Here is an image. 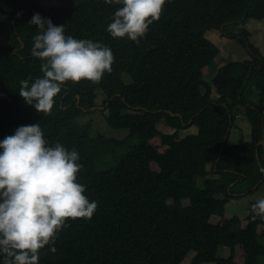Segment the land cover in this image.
<instances>
[{"label": "trees", "instance_id": "16d2710c", "mask_svg": "<svg viewBox=\"0 0 264 264\" xmlns=\"http://www.w3.org/2000/svg\"><path fill=\"white\" fill-rule=\"evenodd\" d=\"M41 1L0 0V33H11L0 46V140L16 128L5 106L24 125L38 123L50 146L77 151L82 167L76 180L97 206L90 218H66L55 235L56 251L39 249L38 264H182L189 252L195 254L190 264H235L236 248L242 264H264V217L250 208L255 202L248 204L244 228L225 219L228 203L264 185L258 170L264 166L263 117L243 98L252 78L264 82V57L244 28L227 32L239 22L264 20V0H165L136 42L105 31L121 6L117 0ZM33 13L63 24L66 36L107 46L113 56L111 71L98 82L66 81L48 113H37L17 93L20 80L42 75L41 61L30 54ZM210 31L236 40L250 58L218 68L211 85L203 70L219 50L205 37ZM98 94L109 114H136L117 123L126 131L122 139L93 136V120H82L93 114ZM242 105L250 140L228 145V131L236 127L233 107ZM160 126L178 137L162 152L151 145L156 137L163 142ZM190 128L196 133L178 136ZM148 181L153 185L145 186ZM214 216L217 224L210 223ZM217 247L228 248L229 257L217 259Z\"/></svg>", "mask_w": 264, "mask_h": 264}, {"label": "clouds", "instance_id": "9594fccd", "mask_svg": "<svg viewBox=\"0 0 264 264\" xmlns=\"http://www.w3.org/2000/svg\"><path fill=\"white\" fill-rule=\"evenodd\" d=\"M113 0H104L112 3ZM105 31L113 38L136 42L158 19L165 0H117ZM30 54L41 61V76L19 81L17 93L37 113H48L66 81L98 82L111 71V49L91 39L65 35L63 24L33 13ZM237 118V117H236ZM76 150L49 145L38 123L20 125L0 140V264H38V250L53 246L66 218H90L96 201L82 193L76 174L82 165ZM264 174V166L259 167ZM264 215V198L250 205ZM255 218V217H253Z\"/></svg>", "mask_w": 264, "mask_h": 264}, {"label": "rangeland", "instance_id": "374dc122", "mask_svg": "<svg viewBox=\"0 0 264 264\" xmlns=\"http://www.w3.org/2000/svg\"><path fill=\"white\" fill-rule=\"evenodd\" d=\"M43 4L47 2V0L41 1ZM244 28L247 33L249 34L248 41L251 45H253L259 51L260 55L264 57V20L262 21H255V20H248L245 23L239 22L237 26L231 27L227 32L228 35L237 34L238 30ZM205 37L214 44L219 53L214 60L210 63V65L203 70V77L204 81L211 85V82L216 75L218 68L224 66L228 62H235V61H244L249 60L248 52L246 48L240 46L236 40L226 38L221 31H210L205 34ZM11 38V33L6 28V30L0 33V46H6L9 43V39ZM125 82H129L128 77L124 76ZM212 96L216 97L217 93L215 89L212 91ZM105 98L104 95L98 94L96 98L97 107L93 109L92 115H87L83 117V121H87L88 119L93 120V128H92V135H102L105 137H113L118 140L122 139L126 135V131L117 129L116 125L120 121L129 120L135 117V113L131 111L127 112H119L114 114H109L105 108L102 106V101ZM243 98L246 102L251 103L255 110L261 112L263 117V141H264V82L255 77L252 78L244 91ZM9 107H3V111L8 113L10 117L15 120V127L24 125L14 114L9 110ZM237 112V121L239 122V128L235 131L236 127H234L228 138V145H233L241 139L243 142H248L250 140V127L249 124L243 114V105L234 108ZM236 120V119H235ZM235 124V123H234ZM160 131L164 135L163 142L160 137H156L151 141V145L156 147L159 152H162L166 145L170 142L177 140V136H175V132L160 126ZM196 129L190 128L188 130L182 131L178 136H184L185 134H195ZM133 144V143H132ZM210 168V166L208 167ZM152 170H157L156 165H151ZM198 186L201 184V179H197ZM153 185L152 181H148L145 183V186ZM240 199L232 201L226 205L225 209V219H234L237 220L241 227H245L247 222L245 220L246 216L248 215V204L252 202H256L258 199L264 198V185L260 186L258 191L253 193L251 196L240 195ZM264 217V215H261ZM219 221L218 217H212L210 219V223L217 224ZM263 242V240H260ZM194 252H189L186 257L184 258L182 264H190L191 258L194 256ZM237 256V257H236ZM215 257L217 259H226L229 257V249L225 247H217L215 250ZM242 251L237 248L234 255V263L241 264L242 263ZM236 261V262H235ZM261 263H264V258L261 259Z\"/></svg>", "mask_w": 264, "mask_h": 264}, {"label": "crops", "instance_id": "0c3cea01", "mask_svg": "<svg viewBox=\"0 0 264 264\" xmlns=\"http://www.w3.org/2000/svg\"><path fill=\"white\" fill-rule=\"evenodd\" d=\"M238 119H240L239 117H237L236 118V120L234 121V123H235V126H236V129H235V131H237L238 130V128H239V122L237 121ZM234 130V129H233ZM231 132V131H230ZM229 132V133H230ZM264 142V141H263ZM233 184H231L230 186H232ZM244 195H246V193L244 194ZM252 194H250V195H248V196H251ZM237 249V248H236ZM236 249H235V251H236ZM237 257V256H236ZM242 261H243V258L241 259ZM236 262V261H235ZM242 264V263H241Z\"/></svg>", "mask_w": 264, "mask_h": 264}, {"label": "water", "instance_id": "95a60500", "mask_svg": "<svg viewBox=\"0 0 264 264\" xmlns=\"http://www.w3.org/2000/svg\"><path fill=\"white\" fill-rule=\"evenodd\" d=\"M243 20V19H242ZM172 116H177V115H173V114H171ZM189 123H190V121H189ZM229 132L230 131H228V134H229ZM226 143V138H225V140H224V144ZM261 143V145L263 146V150H264V142H263V140L260 142Z\"/></svg>", "mask_w": 264, "mask_h": 264}]
</instances>
